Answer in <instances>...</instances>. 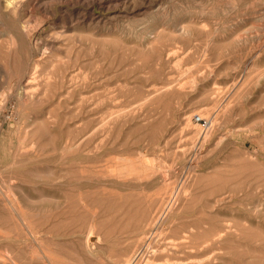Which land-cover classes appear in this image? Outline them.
Instances as JSON below:
<instances>
[{"label": "rangeland", "instance_id": "obj_1", "mask_svg": "<svg viewBox=\"0 0 264 264\" xmlns=\"http://www.w3.org/2000/svg\"><path fill=\"white\" fill-rule=\"evenodd\" d=\"M193 224L264 264V0H0V264H176Z\"/></svg>", "mask_w": 264, "mask_h": 264}, {"label": "bare ground", "instance_id": "obj_2", "mask_svg": "<svg viewBox=\"0 0 264 264\" xmlns=\"http://www.w3.org/2000/svg\"><path fill=\"white\" fill-rule=\"evenodd\" d=\"M14 3H13V1H11V2L9 1L5 5L8 7L7 9L14 10V9H16V6L14 5ZM171 198H172V196L170 197V199ZM178 198L179 197L177 196V198L175 200H177ZM159 219H160V217H158L156 219L154 227H155L156 223L159 221ZM154 227L151 229V232L154 231ZM159 227L157 228V230L159 229ZM179 227H177V228L179 229ZM194 227H195V225L193 224L192 230L191 229L189 230V234H188V232H185L181 237H179L180 241H178V243L176 244V245H178V249L182 250V248H184V247H189L191 250L188 251V253H185L184 256L177 257L176 264H194V263L212 264L214 243H213V239L211 236L213 234H210V233H212L211 231H208L210 233H206L204 231L203 234H201L199 232L194 231V229H193ZM199 239H201V241ZM174 246H175V244H174ZM126 264H130L129 260Z\"/></svg>", "mask_w": 264, "mask_h": 264}, {"label": "built area", "instance_id": "obj_3", "mask_svg": "<svg viewBox=\"0 0 264 264\" xmlns=\"http://www.w3.org/2000/svg\"><path fill=\"white\" fill-rule=\"evenodd\" d=\"M196 120L201 121V120H203V118L201 116H196Z\"/></svg>", "mask_w": 264, "mask_h": 264}]
</instances>
